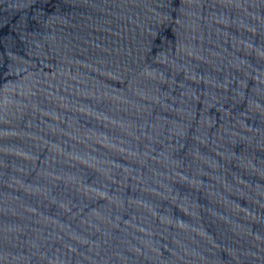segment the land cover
Listing matches in <instances>:
<instances>
[{"label": "water", "instance_id": "95a60500", "mask_svg": "<svg viewBox=\"0 0 264 264\" xmlns=\"http://www.w3.org/2000/svg\"><path fill=\"white\" fill-rule=\"evenodd\" d=\"M0 264H264V0H0Z\"/></svg>", "mask_w": 264, "mask_h": 264}]
</instances>
